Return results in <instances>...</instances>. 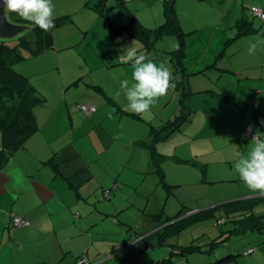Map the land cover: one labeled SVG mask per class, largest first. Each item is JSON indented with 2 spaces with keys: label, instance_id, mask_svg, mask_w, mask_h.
<instances>
[{
  "label": "crops",
  "instance_id": "obj_1",
  "mask_svg": "<svg viewBox=\"0 0 264 264\" xmlns=\"http://www.w3.org/2000/svg\"><path fill=\"white\" fill-rule=\"evenodd\" d=\"M253 1L264 8V0ZM170 2L174 4L182 30L187 33L186 47L189 37H199L196 39L199 49L207 50L218 37L215 43L218 51L230 45L227 38L230 34L234 35L232 39L237 44L242 45V41L264 33L263 25L255 26L256 18L250 13L248 0ZM52 3L55 5L54 18L66 17L60 26H69V29H64L62 36L61 30L60 33L55 31L56 27L51 47L28 55L26 60H17L14 65L17 71L29 78L36 92L45 100L33 108L34 132L20 142L0 167V264H76L84 255L93 261L92 264H127L124 257L127 247L130 249L140 244L143 246L141 251L151 245L163 247L165 243L159 244L160 236L163 232L164 236L168 235L166 229L171 228V222L181 212H196L235 200L242 201L241 207H249L246 203L253 197H259V203L264 201V196L250 191L239 178L242 190L238 196L229 198L233 200L213 202L205 208H181L158 223L160 216L165 215L168 202V192L164 187L167 186L170 154L166 152V145L169 142L175 144L176 137L184 134L181 126L193 125L195 112L200 108H194V115L189 114V118L174 132L163 131L159 135L153 130L162 129L166 121L157 125L152 115L148 118L156 104L143 115L127 110L120 83L127 79L131 84L132 67L130 62L122 63L118 59L122 49L135 41L133 46L138 54L153 55L150 59L154 62H164L168 66V53L179 46V39L174 37V33H162L163 36L156 33L158 40L150 36V40L155 42L147 45L127 31L113 35L111 26L127 25L135 17L144 27L155 30L166 21V0H52ZM242 20L251 22L257 31L244 33L238 27ZM72 24L74 28H71ZM170 37L174 39L164 47V40ZM217 42L221 43L217 46ZM229 48H224L220 54L223 57L212 66V62L206 65L196 62L198 72L204 77L211 69L225 78L215 82L214 77H208L207 86L203 87L211 88L192 91L195 94L210 93L217 99L213 104L220 108L214 112L219 110V124L226 129V124L231 121L226 114L241 101L237 84L252 82L251 88L246 90L252 95V100L245 106L243 116L246 125L241 135L251 123L255 132H264V61L251 77L241 69V61L234 60L246 45L240 46L239 50L234 48L233 52ZM262 51L264 53V46ZM224 91L231 97L218 95ZM164 98H159L158 102ZM81 104H94L97 109L87 114L80 109ZM251 109L255 110L256 122L249 117ZM210 111L209 116H215ZM232 121L238 122L237 118ZM237 133L233 139L242 148L240 154L246 155L252 147V137L244 146ZM206 136L214 138L213 134ZM187 138L188 142H193L192 136ZM147 150L146 156L144 152ZM124 151L133 154L126 156ZM201 155H204L205 181L212 184L228 180L227 177L221 178L224 166L213 163L211 168L212 162L206 153L201 154L197 150L194 156ZM229 157L226 156L225 162ZM251 208L254 210V205ZM15 216L24 217L28 223L15 227ZM198 227H201L199 222L186 230ZM252 228L263 230L264 220ZM148 241L152 244L146 243ZM258 245L259 241L249 240L248 244H242L234 251L242 253L254 247L252 252L245 254L250 258ZM179 249L171 251V254L179 253L177 258L154 256L155 260H150L149 264H174L179 256L187 255ZM192 264L197 263L192 261Z\"/></svg>",
  "mask_w": 264,
  "mask_h": 264
},
{
  "label": "rangeland",
  "instance_id": "obj_2",
  "mask_svg": "<svg viewBox=\"0 0 264 264\" xmlns=\"http://www.w3.org/2000/svg\"><path fill=\"white\" fill-rule=\"evenodd\" d=\"M248 6H250L251 9L258 6L262 7V5L254 2L253 0H248ZM250 13H252V10ZM9 17L14 22L24 23L20 21L17 14L10 13ZM254 23L255 26H264V23L257 18L254 19ZM74 27L75 25L72 24L71 28ZM64 29L67 31L69 26H59L55 31L60 33L61 30L63 36L65 33ZM197 38L199 37L188 38V44L185 51L186 54L184 55V61L189 66L187 73L189 91L200 90L199 88L207 86L205 83L207 82L208 77H214L215 82L225 78V76L220 77L214 72V70L211 69L207 70V74L204 77L202 73L198 72V67L196 66L197 61H199V65H206L209 62H212L210 66L214 65V62H218L223 57H220V54L224 48L230 47V52H233L234 48L239 50L240 46L246 45L245 50L241 51V53H239L234 60H240L243 65L241 69L248 72L251 77L256 73V67L261 65L264 61L262 46L257 48L254 55L248 54L247 49L250 41L249 39L242 41V45H239L237 44V41L232 39L234 38V35L230 34L227 37L230 40V45L222 47L216 51L215 43L218 37L215 38L212 46H210L207 50L199 49L200 46H198L199 42L196 40ZM171 39L174 38L170 37L164 40V47L171 44ZM13 40L14 39H10L9 41L12 42ZM220 43L217 42V46ZM27 58L28 57L22 58L21 60H26ZM15 64L16 63L14 62L12 66L14 67ZM167 65L174 77L175 71L170 57L167 58ZM230 84L232 86H236V84H233L232 82ZM251 84L252 82L247 81L239 82L237 84L238 96L241 101L233 106L232 109L234 110H231V112L226 114V116L231 120L230 123L226 124V129L223 125L219 124V110L217 113L214 112L216 109L220 108V106L213 104L216 103L215 100L217 99L215 97L213 98L212 94L206 92L205 94L196 93L192 98H190V100L188 99L186 101L185 105H188L189 109L192 111L187 112L185 110L183 112L184 114L187 113L194 115V108L197 107L200 109L195 112V121H193V125L189 126L190 124H184L181 126L180 128L184 129L182 132L184 134H179L176 137L175 144H173L174 142H169L166 145V152L167 154H170V158L167 162V186L164 187L168 192V202L165 209V215L163 213L162 217L160 216L159 220H157L158 223L164 221L168 215L176 214L181 208H205L213 202L219 203L223 202L225 199L232 198L233 196L236 197L238 196V193L241 192L242 187L238 182L239 175L234 170V163L237 160L235 155L240 154L242 152V148L239 142L233 138L236 136L235 133L238 132L237 135L239 134L241 138L240 141L244 146H246L248 141L252 139L241 135L242 128L246 125V121H244L245 119L243 116L246 109L245 106L247 102H251L252 100V95L246 93V90L251 88ZM208 88L211 87H203V89ZM215 91L220 92L221 90L215 89ZM182 96V88H169L165 98L160 103H156L152 114H150L148 118L150 119L152 115L154 117V123L157 125L164 124L165 121L167 122L172 118L174 119L177 112H181ZM244 98H247L246 101H243ZM210 109L215 113V116H209V112H211ZM249 117L256 122L254 109L249 110ZM235 118H237L238 122L233 123L232 120ZM258 130L262 131L259 127ZM207 134H213L214 138L208 139L206 136ZM189 136L193 137V142H188L187 137ZM197 150H200L201 154L206 153L210 162H212L210 163L211 168L213 167V163L220 164L222 167L224 166L225 171L221 178L227 177L228 180L222 183L212 184L205 181L206 174L205 167L203 165L204 155L194 156ZM147 152L148 150L144 152L146 153V156ZM123 154L130 156L133 153L124 151ZM135 154L138 155V153ZM228 155L230 156L229 161L225 162V158ZM230 164H232L231 167H233V170L230 168ZM209 175L210 174H208V176ZM254 212L257 215L262 216L264 220V201L254 205ZM222 215L229 216L225 210H218L216 215L199 220L198 222L201 227L193 228L192 230H185L182 233L168 230L169 234L164 240L165 244H163V247L151 245L148 249H144L143 251H141L143 246L140 244H136L130 249L127 247L124 253L127 264H149L150 260H155L153 259L154 256L167 255L177 258L179 253L171 254V251L172 249L180 248V246H188L190 250L187 251V255L179 256V260L175 259L174 264H192V261H195L197 264H213L218 258L228 255V253L235 254L237 256L236 259L222 264H264V229L261 231L260 229H253L248 226L244 231H242L244 226L241 222L234 221L232 219H229L230 221L223 220L222 222H217L218 217H221ZM239 227H241L242 230L237 229ZM95 231L96 228L94 229V232ZM215 238H218L217 243L213 242L215 241ZM249 240L259 241V249L257 248L255 254H250V258L246 257L242 253H237L238 250L235 253L232 252V250L234 251V248H238L239 246H242V244H248ZM146 243L152 244L151 241ZM188 259L191 260V262H189Z\"/></svg>",
  "mask_w": 264,
  "mask_h": 264
},
{
  "label": "trees",
  "instance_id": "obj_3",
  "mask_svg": "<svg viewBox=\"0 0 264 264\" xmlns=\"http://www.w3.org/2000/svg\"><path fill=\"white\" fill-rule=\"evenodd\" d=\"M252 15L254 18L264 21V19L254 15L253 11ZM165 16L166 21L159 25L155 30L144 27L135 17H133L127 25L113 24L111 26L113 35L116 36L127 31L129 32L130 36L141 38L147 45H152L153 42H155L150 40V36L153 40H155L157 39L155 35L156 33H159L162 36L166 33L169 35L174 33V37L179 39V46H177L175 50L170 51L168 53V57H170L175 71L174 74L176 75H174L171 81L170 88L179 87L183 89V96L181 98V112H177L176 117L167 121L165 125H163L162 129H154L153 132L156 130L155 133H157V135L163 131H167L168 133L171 131L174 132L180 127L181 123H184L189 118V114L183 113L185 110L187 112L191 111L189 106H186L185 103L192 95L195 94V92L188 90V68L186 66V62L184 61V55L186 54L187 33L182 30L174 4H172L170 0H166L165 3ZM20 21L23 22L22 19H20ZM65 21L66 17L54 18L55 27L51 31L47 32L43 31L32 23H27L32 25L33 28L18 36L12 42L9 40L0 39V167L3 162L9 159L12 152L16 149L20 142L34 132L36 128V122L33 108L45 100L44 96L36 92V89L30 83L29 78L17 71L12 66V63L22 58H26L28 55H35L51 47L53 45V30L56 27L64 24ZM250 23L251 22L248 20H242L239 22L240 25L238 27L242 28V31L246 34L257 31L256 28L250 25ZM218 95H228L231 97V95L226 91L219 93ZM251 106L255 109L253 105ZM256 112H258L257 109ZM248 125L244 131V136L248 135L246 134ZM254 134L255 130L253 126V131L250 133L251 137ZM259 201H261L259 200V197H253L246 203L249 207H241L240 204H242V201L235 200L210 208L201 209L196 212L189 213L191 210L185 211L184 213L181 212L179 213L180 215H178L175 220L171 222L172 226L169 228V230L172 232L181 233L192 224L197 223L199 220L216 215L218 210H225L229 216L222 215L221 217H218L217 222H222L223 220L230 221L229 219H232L234 221L241 222L244 226L243 230L241 227L237 229L244 231L248 226L251 228L252 226H257L258 224L263 223L262 216L255 214L253 212V208H251L253 205L258 204ZM237 216L238 218H236ZM167 220L171 221V219ZM166 231H168V229H166ZM164 233L165 232H163L160 236L159 244L165 243L164 240H162L166 236H164ZM217 239L218 238H215V241L213 242L217 243ZM180 248L181 250H179L182 253L190 250L188 246H181ZM253 250L254 247H250L249 249H246L244 252H242V254H249ZM232 252L235 253L237 251ZM237 253L240 252L238 251ZM236 257L237 256L235 254L228 253V255L218 258L213 264L227 263L235 260ZM92 262L93 261L89 259L87 264H92Z\"/></svg>",
  "mask_w": 264,
  "mask_h": 264
},
{
  "label": "clouds",
  "instance_id": "obj_4",
  "mask_svg": "<svg viewBox=\"0 0 264 264\" xmlns=\"http://www.w3.org/2000/svg\"><path fill=\"white\" fill-rule=\"evenodd\" d=\"M54 8L52 0H0V9L6 18L8 14L15 13L46 32L55 27ZM134 43L122 49L118 57L122 63L130 62L132 67L131 84L124 79L120 88L127 100V110L143 115L168 93L173 76L166 63L157 64L146 54H138ZM260 46H264V33L249 41L248 54L254 55ZM251 142L249 152L238 155L234 170L250 191L264 196V133L256 132Z\"/></svg>",
  "mask_w": 264,
  "mask_h": 264
},
{
  "label": "water",
  "instance_id": "obj_5",
  "mask_svg": "<svg viewBox=\"0 0 264 264\" xmlns=\"http://www.w3.org/2000/svg\"><path fill=\"white\" fill-rule=\"evenodd\" d=\"M173 1L174 0H172V2ZM32 28V25L12 21L9 14L6 18L2 9H0V39H15Z\"/></svg>",
  "mask_w": 264,
  "mask_h": 264
},
{
  "label": "built area",
  "instance_id": "obj_6",
  "mask_svg": "<svg viewBox=\"0 0 264 264\" xmlns=\"http://www.w3.org/2000/svg\"><path fill=\"white\" fill-rule=\"evenodd\" d=\"M252 11L254 15L264 19V9L261 7H253ZM80 109L87 114H91L92 112L96 111L97 107L94 104H81L79 105ZM253 131V125L249 124L247 127L246 134L248 137H251L250 133ZM28 221L22 216H15L13 219V225L15 227H20L26 225ZM89 262V258L87 255L82 256L78 259L77 264H87Z\"/></svg>",
  "mask_w": 264,
  "mask_h": 264
}]
</instances>
